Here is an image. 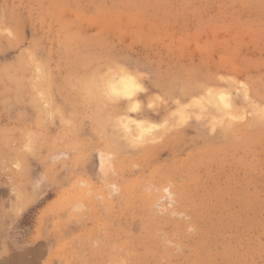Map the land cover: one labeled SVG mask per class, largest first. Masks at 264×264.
<instances>
[{
    "label": "rangeland",
    "instance_id": "rangeland-1",
    "mask_svg": "<svg viewBox=\"0 0 264 264\" xmlns=\"http://www.w3.org/2000/svg\"><path fill=\"white\" fill-rule=\"evenodd\" d=\"M0 218V264H264V0H0Z\"/></svg>",
    "mask_w": 264,
    "mask_h": 264
},
{
    "label": "bare ground",
    "instance_id": "bare-ground-1",
    "mask_svg": "<svg viewBox=\"0 0 264 264\" xmlns=\"http://www.w3.org/2000/svg\"><path fill=\"white\" fill-rule=\"evenodd\" d=\"M25 64V63H24ZM104 67V66H103ZM101 68V67H100ZM100 68H99V70L98 71H100ZM114 69V68H113ZM121 69V68H120ZM124 69V68H123ZM125 70L126 71H124V70H119V71H117V73L114 71V73H115V75H112V73L110 74V75H108L107 77H108V79H105L104 81L105 82H103V79H102V81H101V83L105 86V88H103L106 92H109V93H111V95H114V96H116V97H121V96H130V95H132L133 93H134V91H132L131 93H130V95H124L123 94V90H124V88H125V81H128L129 82V84L131 85V82H134V86H135V88L136 87H138V84H137V81L135 80V78L132 76V74L129 72V70H127L126 68H125ZM128 71V72H127ZM98 74V73H97ZM101 74V73H100ZM117 74V75H116ZM136 76V75H135ZM94 80L96 81L97 79H95L94 78ZM93 80V81H94ZM19 83V82H18ZM95 83V82H94ZM97 83H99V81L97 82ZM94 86V85H93ZM92 86V87H93ZM91 87V88H92ZM94 88V87H93ZM99 88H100V86H99ZM113 88H115L117 91H119V92H121V95H119V96H117V95H115L114 93H113V91H112V89ZM95 89V88H94ZM137 89V88H136ZM243 90V89H242ZM214 92V91H213ZM212 91H210V92H208L209 93V97L207 98V100L209 99L211 102H212V100H213V103L217 100V101H219L220 103H221V106L219 107V105H217L218 106V108H219V110H222L223 109V113L222 112H220V111H218V112H220V113H222V114H225L224 113V111L226 110V109H224L225 107L227 108V110H228V108H229V106H230V104H232L231 102H229V100H228V98L226 97V93H225V95L222 93L221 94V92H218V95L217 94H214V93H217V92H214L213 93ZM220 94V95H219ZM106 96H107V94H106ZM105 96V97H106ZM114 96H112L113 98H114ZM96 98H98L97 96H95ZM95 98V99H96ZM107 98H108V96H107ZM111 98V97H110ZM126 98V97H125ZM115 99V98H114ZM121 99H122V97H121ZM160 99V98H159ZM112 100V99H111ZM119 100V99H118ZM125 100V99H124ZM123 100V101H124ZM130 100V99H129ZM114 101V100H113ZM216 101V102H217ZM157 102V101H156ZM119 103V102H118ZM219 103V104H220ZM216 104H218V102L216 103ZM229 105V106H228ZM232 105H234V104H232ZM211 106V105H210ZM214 106H216V105H214ZM38 107V106H37ZM217 108V107H216ZM215 107H214V109H216ZM217 108V109H218ZM50 109V108H49ZM67 110V109H66ZM167 110V109H166ZM233 110V109H232ZM217 111V110H216ZM234 111V110H233ZM128 113V112H127ZM131 113V112H130ZM229 114V113H228ZM47 115V114H46ZM219 115V114H218ZM118 118V117H117ZM131 120H132V118H130ZM121 120V119H120ZM122 120H123V118H122ZM124 121H125V119H124ZM116 122V121H115ZM140 122V121H139ZM168 122V121H167ZM137 124H135V127H132V126H130L129 125V123H126L125 124V128H126V132H125V136L127 137V135L128 136H130L131 137V139L133 138V137H137V139H138V137H139V139L143 136V135H145V129H147V127L145 126V127H143L144 125H142V122H140V123H138V122H136ZM117 124V123H116ZM148 124V123H147ZM176 124H178V123H176ZM229 124H230V122H229ZM150 125V124H149ZM148 125V126H149ZM208 125V124H207ZM173 126V125H172ZM130 127H132V128H134V129H130ZM204 127V126H203ZM202 127V128H203ZM164 128H166V127H164ZM205 128V127H204ZM155 129V128H154ZM148 130V129H147ZM147 130H146V132H147ZM29 134V133H28ZM34 136H36V135H34ZM125 137V138H126ZM145 137V136H144ZM129 138V137H128ZM3 139V138H2ZM31 140V139H30ZM128 141H129V139H128ZM132 141V140H131ZM133 142V141H132ZM141 143V142H140ZM36 144V143H35ZM133 145V144H132ZM137 144H135V146H136ZM137 147V146H136ZM139 147V146H138ZM143 147V146H142ZM136 150H137V148H136ZM31 154V153H30ZM68 166V165H67ZM66 182V181H65ZM41 187V186H40ZM21 200V199H20ZM19 204V203H18ZM16 208V207H15ZM18 211V210H17ZM105 212V211H104ZM13 216V215H12ZM1 219V218H0ZM31 253V252H30ZM33 259V258H32Z\"/></svg>",
    "mask_w": 264,
    "mask_h": 264
},
{
    "label": "snow or ice",
    "instance_id": "snow-or-ice-1",
    "mask_svg": "<svg viewBox=\"0 0 264 264\" xmlns=\"http://www.w3.org/2000/svg\"><path fill=\"white\" fill-rule=\"evenodd\" d=\"M125 88L123 90L124 95H130L132 91L135 90L134 82H131V85L128 81H125ZM113 93L117 96L121 95V92L117 91L115 88L112 89Z\"/></svg>",
    "mask_w": 264,
    "mask_h": 264
}]
</instances>
